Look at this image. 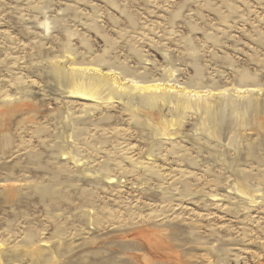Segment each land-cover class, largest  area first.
Returning <instances> with one entry per match:
<instances>
[{"label": "rangeland", "instance_id": "1", "mask_svg": "<svg viewBox=\"0 0 264 264\" xmlns=\"http://www.w3.org/2000/svg\"><path fill=\"white\" fill-rule=\"evenodd\" d=\"M0 264H264V0H0Z\"/></svg>", "mask_w": 264, "mask_h": 264}, {"label": "bare ground", "instance_id": "2", "mask_svg": "<svg viewBox=\"0 0 264 264\" xmlns=\"http://www.w3.org/2000/svg\"><path fill=\"white\" fill-rule=\"evenodd\" d=\"M114 81V80H113ZM115 82V81H114ZM141 89H146V90H150V91H157V90H164L165 88L164 87H161L158 86V84H152V85H147V86H143ZM170 89V88H169Z\"/></svg>", "mask_w": 264, "mask_h": 264}]
</instances>
